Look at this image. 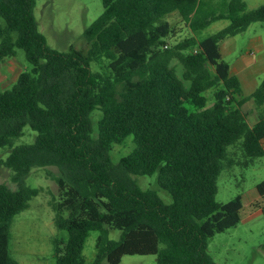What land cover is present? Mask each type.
<instances>
[{"label":"trees","instance_id":"trees-1","mask_svg":"<svg viewBox=\"0 0 264 264\" xmlns=\"http://www.w3.org/2000/svg\"><path fill=\"white\" fill-rule=\"evenodd\" d=\"M101 1L103 14L83 35L88 49L62 53L38 29L36 0H0V65L18 49L29 64L10 90L0 86V148L10 150L0 170H12L18 184L17 190L0 184V264H19L11 227L41 192L23 180L48 167L61 172L47 175L59 188L55 226L67 233L54 240L56 264H87L84 248L95 231L91 264H121L127 255L215 264L209 239L238 226L243 211L241 196L217 202L219 177L264 156V114L251 126L242 109L250 100L264 106V82L244 97L220 44L264 23V5L248 10L231 0L227 14L203 16L202 0ZM174 15L194 32L219 20L230 24L202 41L168 46L177 33L169 22ZM103 60L104 71L93 72L92 63ZM27 127L35 141L15 146ZM130 139L134 148L115 163L114 147ZM234 148L242 153L238 160ZM154 174L171 204L132 178ZM257 192L264 198V181ZM257 207L264 216V205ZM110 230L122 231L121 239L110 240Z\"/></svg>","mask_w":264,"mask_h":264},{"label":"rangeland","instance_id":"rangeland-1","mask_svg":"<svg viewBox=\"0 0 264 264\" xmlns=\"http://www.w3.org/2000/svg\"><path fill=\"white\" fill-rule=\"evenodd\" d=\"M231 0H202V15L227 14L228 4ZM248 10H254L264 5V0H242ZM101 0H36L34 10L39 31L45 36L47 45L52 50L67 53L71 46L77 50L86 51L84 39L85 31L103 14ZM169 22L176 29L175 37L168 40L167 45H175L184 39L195 38L202 41L230 24L229 20H219L206 29L194 32L181 19L174 15ZM261 37L262 49L254 41ZM223 43V42H221ZM224 61L235 65L242 58L257 62L259 66L250 65V71H255L254 79L260 85L264 82V23L251 25L244 33L226 39L222 44ZM176 63V62H175ZM106 60L93 62V72L104 71ZM29 68L23 50H17L15 58L8 59L0 65V86L2 90H10L15 84L20 73ZM179 71L182 72L181 67ZM212 106L214 91L206 93ZM248 123L253 126L259 120L260 113L264 114V106L258 108L250 100L243 106ZM101 113L96 111L93 115L95 132ZM37 133L30 127L25 129V136L15 142V146L32 144ZM134 148L132 140L122 146H115L111 155L115 163L128 155ZM232 149V148H230ZM232 158H241L239 148H234ZM10 150L0 148V161L5 160ZM242 161V160H240ZM51 172L61 176L56 167L34 169L23 183L31 188L41 189L40 194L33 198L30 207L19 214L11 227L10 249L12 257L19 264H56L54 240L62 241L67 238V233L59 231L54 223V201H59V188L55 181L48 177ZM14 172L7 168L0 170V184H5L12 190H17L18 184L13 181ZM138 186L143 190L157 192L166 204L172 203L171 196L158 186V174L152 176H133ZM264 181V156L253 159L247 166L240 164L224 170L218 181L217 202L226 204L236 197L241 196L243 202L242 219L238 226L224 233L217 234L208 241V256L215 264H264V216L257 206L264 205V198L257 192V185ZM256 205V206H255ZM99 232H91L84 248L87 264H91L96 254V240ZM122 231L110 230L109 239L119 241ZM103 264H107L106 261ZM121 264H158L155 255H127L122 258Z\"/></svg>","mask_w":264,"mask_h":264},{"label":"crops","instance_id":"crops-1","mask_svg":"<svg viewBox=\"0 0 264 264\" xmlns=\"http://www.w3.org/2000/svg\"><path fill=\"white\" fill-rule=\"evenodd\" d=\"M225 41H223V43L220 44V51L223 59H224V53L222 49V44H224ZM254 43L258 48L262 49L263 42L261 37L256 38ZM250 65H253L255 67L259 66L257 62H251L244 58L238 60L235 65L232 66L230 65L231 75L239 79L242 86V94L244 97H248L252 95L256 91V89L260 86L257 83V81L254 79V74L256 73V70L255 71L248 70L250 69ZM262 71H264V66L262 67Z\"/></svg>","mask_w":264,"mask_h":264},{"label":"built area","instance_id":"built-area-1","mask_svg":"<svg viewBox=\"0 0 264 264\" xmlns=\"http://www.w3.org/2000/svg\"><path fill=\"white\" fill-rule=\"evenodd\" d=\"M263 148H264V143H263Z\"/></svg>","mask_w":264,"mask_h":264}]
</instances>
